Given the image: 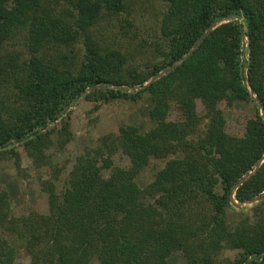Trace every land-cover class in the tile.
<instances>
[{"label": "trees", "instance_id": "16d2710c", "mask_svg": "<svg viewBox=\"0 0 264 264\" xmlns=\"http://www.w3.org/2000/svg\"><path fill=\"white\" fill-rule=\"evenodd\" d=\"M151 6L155 32L134 0H0V162L12 161L24 181L30 173L23 158H30L42 197L18 215L15 182L0 190V264L17 262L18 247L7 235L22 244L30 264H170L177 255L184 264H264V198L253 216L229 222L234 186L264 156V116L239 61L241 22L215 27L146 87H117L146 84L212 23L239 15L249 40L247 77L264 110V0ZM145 94L150 128L113 123L96 146L55 161L75 138L79 105L71 107L79 99L97 111ZM238 103L251 108L230 130L222 107ZM165 158L142 187L139 175ZM262 193L264 162L236 199Z\"/></svg>", "mask_w": 264, "mask_h": 264}, {"label": "rangeland", "instance_id": "374dc122", "mask_svg": "<svg viewBox=\"0 0 264 264\" xmlns=\"http://www.w3.org/2000/svg\"><path fill=\"white\" fill-rule=\"evenodd\" d=\"M134 1H136V4L138 5L140 13L143 14L141 18L147 23L148 26H152L153 28L151 27V31L155 32L157 27L155 23L156 17L154 16V13L156 12V10L151 6L152 0ZM158 12L160 16V9L158 10ZM227 21H234L237 23L241 22L242 24L241 39L239 44V61L242 67V72L245 78L248 79L247 71L249 65V40L245 20L242 16L232 15L229 20H225L224 22ZM144 85H141L140 87ZM133 90L139 89L135 88ZM78 105L79 110L77 113H75V118L72 124L73 130L75 132V138L62 151L57 152L55 161L63 160L66 158L74 160L76 155L83 152L86 148L96 146L97 139L101 132L109 128V126H111L113 123H131L139 126L144 130L150 128L153 125L152 120H150L148 116V110L151 107L148 94H145L139 101L117 100L108 104H103V106L97 111L90 110V105L81 103V99H79L71 107V111L76 109ZM222 108H224L225 110L229 129L236 130L239 126V121L237 120L239 113L243 110L248 111L247 109L251 108V104L238 103L233 107H228L225 104ZM197 112L200 115H203L205 113V106L200 99H198L197 101ZM166 161V158L153 159L151 161V166L143 170V172L139 175V184L143 187L145 186V184L151 181L155 170L163 166ZM23 167L27 168L30 173V177H28L24 181L16 177V170L13 167L12 161L0 162V190L4 186H6L7 183L12 182L13 185V183L15 182V186L12 187L11 185V187L13 188L15 194V198L13 199V209L14 212L18 215L24 213L30 204H33L35 201H38L42 198L39 193L40 186L37 179L38 172L33 167L32 160L28 157H24ZM42 172L46 173L45 176L49 175V169L47 168H44ZM255 203H244L240 207H237L235 205L230 207V224H235L242 217L253 216L254 214L252 207ZM7 237H9V239L18 247V257L16 264H30V257L25 253L22 244L19 241H14L15 239L10 235H7ZM226 254L234 255V252L227 250ZM95 263L97 264V261ZM170 264H184V259L180 255L174 256L170 259Z\"/></svg>", "mask_w": 264, "mask_h": 264}, {"label": "water", "instance_id": "95a60500", "mask_svg": "<svg viewBox=\"0 0 264 264\" xmlns=\"http://www.w3.org/2000/svg\"><path fill=\"white\" fill-rule=\"evenodd\" d=\"M231 18L230 17H226V18H222V19H219L217 21H215L214 23H212L208 28L207 30L195 41V43L193 44V46L189 49V51L184 54L181 58H179L178 60H176L173 65H171L170 67L166 68L165 70H163L161 73L157 74L156 76H154L153 78H151L144 86L140 87V86H136L135 88L136 89H142L144 87H146L147 85H149L150 83H152L153 81L157 80L158 78H160L162 75L168 73L170 70L174 69L175 67H177L180 63H182L184 60H186L196 49L197 47L202 43V41L211 33V31L217 27L218 25L222 24L225 20H229ZM247 82H248V85H249V88H250V93L251 95L254 97L255 99V102L259 105V107H261V112H262V115L264 116V110L262 108V103L261 101L258 99V97L255 95L253 89L251 88L250 86V82H249V79H247ZM114 85V84H112ZM121 89H126V90H133L135 89L134 87H130V86H117ZM264 162V156L263 158L261 159V161L256 165V167L250 171L247 175H245L233 188L232 192H231V201L232 203L237 206V207H240L242 206L244 203H255V202H258L260 201L261 199L264 198V193L256 196L255 198L251 199V200H248V201H245V202H238V200L236 199V190L237 188L239 187V185H241L242 183H244L252 174H254L258 168L261 166V164Z\"/></svg>", "mask_w": 264, "mask_h": 264}]
</instances>
